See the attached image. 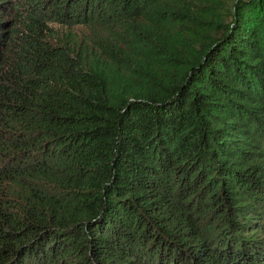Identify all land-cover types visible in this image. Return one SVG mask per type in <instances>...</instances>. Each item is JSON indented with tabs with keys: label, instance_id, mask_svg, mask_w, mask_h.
<instances>
[{
	"label": "trees",
	"instance_id": "1",
	"mask_svg": "<svg viewBox=\"0 0 264 264\" xmlns=\"http://www.w3.org/2000/svg\"><path fill=\"white\" fill-rule=\"evenodd\" d=\"M0 264H264V0H0Z\"/></svg>",
	"mask_w": 264,
	"mask_h": 264
},
{
	"label": "rangeland",
	"instance_id": "2",
	"mask_svg": "<svg viewBox=\"0 0 264 264\" xmlns=\"http://www.w3.org/2000/svg\"><path fill=\"white\" fill-rule=\"evenodd\" d=\"M144 27L148 32L145 34L149 38H145L144 43L147 44L148 46H146V50L142 52L143 54L149 53V51L152 50H156V47L160 44L167 47L172 46L173 39L171 37L176 33L177 30L176 27H171L169 29H166L167 26L151 27L148 24L146 26L144 25ZM54 28L56 30L61 31V29H59L58 26H54ZM65 30L71 31L78 40L83 39L84 42L88 43L92 47H97L98 42H103V41H107L111 46L117 48L122 47V49H124V54L122 57L124 60L123 61L121 60V63H123L125 59H132V60L134 59L133 61L136 62L143 58L141 56H136L135 50L131 46H128V38L130 35L124 32L117 34V36L115 37L113 32L109 30H96L94 32L90 31L91 33L90 36L86 35V29L84 28L73 27L69 29H62V31ZM146 60L147 58L142 59L141 62L145 64Z\"/></svg>",
	"mask_w": 264,
	"mask_h": 264
}]
</instances>
